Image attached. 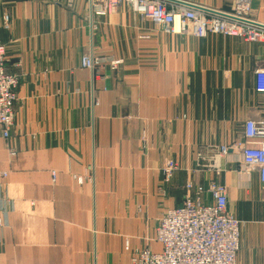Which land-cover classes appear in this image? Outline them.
<instances>
[{
	"label": "crops",
	"instance_id": "obj_1",
	"mask_svg": "<svg viewBox=\"0 0 264 264\" xmlns=\"http://www.w3.org/2000/svg\"><path fill=\"white\" fill-rule=\"evenodd\" d=\"M163 1L218 13L235 3ZM5 13L7 72L20 83L11 136L0 132V264H131L136 250L160 252L158 222L183 205L188 182L226 188L242 222L237 264H264V189L238 148L245 123L264 121V42L166 33L124 3L98 17L88 0H0V22ZM247 16L264 29V0ZM88 54L121 65L82 69ZM222 146L217 174L206 163ZM168 161L177 170L165 184Z\"/></svg>",
	"mask_w": 264,
	"mask_h": 264
},
{
	"label": "built area",
	"instance_id": "obj_2",
	"mask_svg": "<svg viewBox=\"0 0 264 264\" xmlns=\"http://www.w3.org/2000/svg\"><path fill=\"white\" fill-rule=\"evenodd\" d=\"M123 3L166 33L197 38L219 35L253 43L264 42V29L247 16L251 0H235L234 11L221 13L223 16L182 6L168 7L163 0H88L92 15L98 17L112 14ZM2 29L10 30L7 13L2 15L0 22V132L8 140L15 122L14 105L20 80L7 72L10 59L2 43ZM120 65L119 60L106 63L105 59L93 54L81 59L82 69L98 74L107 67L116 72ZM255 89L264 94V69L256 72ZM244 137L245 143L238 146L242 162L247 171L258 169L264 189V121H247ZM228 153V147H220L218 157L213 161L215 166L210 169L219 174L217 162ZM10 154L14 156L15 152L10 150ZM176 168L171 161L164 165L165 184L171 180ZM53 177L55 179V173ZM0 178L6 179L7 173L0 172ZM185 191L183 205L166 210L158 222L153 241L161 245L160 252H152L149 247L136 250L131 264H237L242 222L227 211L226 188L215 182L208 186L188 182ZM204 194H208L212 202L207 203ZM4 227L0 221V231Z\"/></svg>",
	"mask_w": 264,
	"mask_h": 264
},
{
	"label": "rangeland",
	"instance_id": "obj_3",
	"mask_svg": "<svg viewBox=\"0 0 264 264\" xmlns=\"http://www.w3.org/2000/svg\"><path fill=\"white\" fill-rule=\"evenodd\" d=\"M234 8H235V4H234V6H233V9H232L231 13L234 11ZM139 14H140V13H139ZM110 15H111V14H110ZM140 15H141V14H140ZM107 16H108V15H107ZM141 16L146 17V16H144V15H141ZM119 67H120V66H119ZM14 152H15V151H14ZM206 165H207L208 168H213V167L215 166V164H214L213 161H211V162H209V163L207 162ZM89 172H90V174L92 175V168H89ZM91 175H90V178H91ZM210 183H211V182H210ZM210 183H209V184H210ZM209 184H208V185H209ZM199 185H200V184H199ZM208 185H207V186H208Z\"/></svg>",
	"mask_w": 264,
	"mask_h": 264
},
{
	"label": "water",
	"instance_id": "obj_4",
	"mask_svg": "<svg viewBox=\"0 0 264 264\" xmlns=\"http://www.w3.org/2000/svg\"><path fill=\"white\" fill-rule=\"evenodd\" d=\"M190 8H194V9H197V10H203V11H205V12H207V13H211V14H214V15H222L223 16V14H221V13H218V12H214V11H210V10H207V9H202V8H200V7H196V6H191V5H188Z\"/></svg>",
	"mask_w": 264,
	"mask_h": 264
}]
</instances>
